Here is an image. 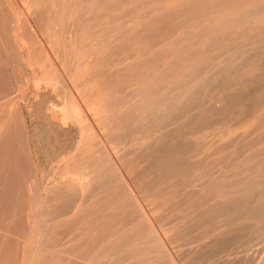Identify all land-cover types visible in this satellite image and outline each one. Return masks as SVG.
Returning a JSON list of instances; mask_svg holds the SVG:
<instances>
[{
  "label": "rangeland",
  "instance_id": "374dc122",
  "mask_svg": "<svg viewBox=\"0 0 264 264\" xmlns=\"http://www.w3.org/2000/svg\"><path fill=\"white\" fill-rule=\"evenodd\" d=\"M0 264H264V0H0Z\"/></svg>",
  "mask_w": 264,
  "mask_h": 264
},
{
  "label": "bare ground",
  "instance_id": "6f19581e",
  "mask_svg": "<svg viewBox=\"0 0 264 264\" xmlns=\"http://www.w3.org/2000/svg\"><path fill=\"white\" fill-rule=\"evenodd\" d=\"M36 1H37V0H36ZM53 1H54V0H53ZM59 1H60V0H59ZM77 1H78V0H77ZM139 1H140V0H139ZM168 1H169V0H168ZM194 1H195V0H194ZM15 2H16V1H15ZM172 2H173V1H172ZM172 2H170V3H172ZM188 2H189V1H188ZM48 3H49V2H48ZM55 3H56V2H55ZM167 3H168V2H167ZM174 3H175V2H173V4H174ZM178 3H179V2H178ZM191 3H192V2H191ZM46 4H47V3H46ZM71 4H73V3L71 2ZM188 4H189V3H188ZM226 4H227V3H226ZM51 5H52V4H51ZM54 5H55V4H54ZM61 5H62V4H61ZM80 5H81V4H79V6H80ZM186 5H187V4H186ZM15 6H16V5H15ZM76 6H77V5H76ZM79 6H77V7H79ZM102 6H103V5H102ZM102 6H101V7H102ZM104 6H105V5H104ZM107 6H108V5H107ZM114 6H115V4H114ZM167 6H169V5L167 4ZM174 6H176V4H175ZM174 6H173L172 9L175 8ZM177 6H178L177 9L180 8V7H182V6H185V1H184L183 4L180 3V4L177 5ZM191 6H192V5H191ZM195 6H196V5H195ZM53 7H54V6H53ZM53 7H52V8H53ZM138 7H139V6H138ZM169 7H170V6H169ZM171 7H172V6H171ZM171 7H170V8H171ZM213 7H214V5H213ZM255 7H256V6H255ZM260 7H261V6H260ZM45 8H46V7H45ZM71 8H72V7H71ZM82 8H83V7H82ZM103 8H104V7H103ZM166 8H167V7H166ZM59 9H60V8H59ZM80 9H81V7H80ZM80 9H79V10H80ZM105 9H106V8H105ZM180 9H181V8H180ZM221 9H222V8H221ZM72 10H73V9H72ZM81 10H82V9H81ZM134 10H135V9H134ZM158 10H159V9H158ZM162 10H163V9H162ZM76 11H77V10H76ZM104 11H106V10H104ZM148 11H149V10H148ZM261 11H262V9H261ZM68 12H69V11H68ZM70 12H72V11H70ZM82 12H84V11H82ZM49 13H50V12H49ZM74 13H75V12H74ZM77 13H78V12H77ZM192 13H193V12H192ZM31 14H32V12H31ZM75 14H76V13H75ZM83 14H84V13H83ZM111 14H112V13H111ZM169 14H170V13H169ZM256 14H257V13H256ZM32 15H33V14H32ZM81 15H82V14H81ZM112 15H113V14H112ZM75 16H76V15H75ZM77 16H78V15H77ZM144 16H145V15H144ZM158 16H159V15H158ZM179 17H180V16H179ZM32 18H33V17H32ZM75 18H76V17H75ZM156 18H157V17H156ZM160 18H163V17H159V19H160ZM30 19H31V18H30ZM137 19H138V18H137ZM163 19H164V18H163ZM163 19H162L161 21H163ZM171 19H172V18H171ZM234 19H235V17H234ZM17 20H18V23H19V19H17ZM74 20H75V19H74ZM184 20H185V19H184ZM239 20H240V19H239ZM28 21H29V20H28ZM33 21H34V20H33ZM33 21H32V22H33ZM70 21H71V20H70ZM89 21H90V20H89ZM108 21H109V20H108ZM138 21H139V20H138ZM138 21H137V22H138ZM156 21H157V23H158V20H156ZM164 21H165V20H164ZM235 21H236V20H235ZM51 22H52V21H51ZM145 22H147V21H145ZM152 22H153V21H152ZM159 22H160V21H159ZM23 23L25 24V22H23ZM26 23H27V22H26ZM28 23H29V22H28ZM235 23H236V22H235ZM19 24H20V23H19ZM21 24H22V23H21ZM160 24H161V23H160ZM160 24H159V25H160ZM26 25H27V24H26ZM40 25H41V24H40ZM149 25H150V24H149ZM154 25H155V24H154ZM156 25H157V24H156ZM162 25H163V24H162ZM27 26H28V25H27ZM65 26H66V25H65ZM157 26H158V25H157ZM163 26H165V24H164ZM166 26H167V25H166ZM17 27H20V26H17ZM38 27H39V26H38ZM49 27H50V26H49ZM238 27H239V26H238ZM52 28H53V27H52ZM163 28H164V27H162V29H163ZM25 29H27V27H26ZM38 29H39V28H38ZM89 29H90V28H89ZM19 30H20V29H19ZM35 30H36V29H35ZM84 30H85V29H84ZM90 30H91V29H90ZM145 30H146V29H145ZM30 31H32V30H30ZM54 31H55V30H54ZM88 31H89V30H88ZM91 31H92V30H91ZM149 31H150V30H149ZM153 31H154V30H153ZM158 31H159V30H158ZM24 32H25V30H24ZM33 32L36 33V31H33ZM154 32H155V31H154ZM169 32H170V31H169ZM209 32H211V31H209ZM26 33H27V30H26ZM156 33H157V32H156ZM202 33H203V32H202ZM29 34H30V32H28V36H29ZM39 34H40V33H39ZM76 34H77V33H76ZM154 34H155V33H154ZM204 34H206V33H204ZM22 35L24 36V34H22ZM79 35H80V34H79ZM94 35H95V34H94ZM32 36H34V35H32ZM101 36H102V35H101ZM83 37H84V36H83ZM213 37H214V36H213ZM24 38H25V37H24ZM26 38H27V36H26ZM28 38H29V37H28ZM28 38H27V39H28ZM84 38H86V37H84ZM18 39L21 41L22 38L20 39V36H19ZM31 39H32V38H31ZM34 39H35V37H34ZM180 39H181V38H180ZM28 40H29V39H28ZM81 41H82V40H81ZM181 41H182V40H181ZM191 41H192V40H191ZM27 42H28V41H27ZM38 42H39V41H38ZM43 42H44V41H43ZM197 42H198V41H197ZM21 43H22V42H21ZM83 43H84V42H83ZM93 43H94V42H93ZM135 43H136V42H135ZM215 43H216V42H215ZM258 43H259V42H258ZM32 44H33V43H32ZM84 44H85V43H84ZM195 44H196V43H195ZM255 44H256V43H255ZM87 45H88V44H87ZM199 45H200V44H199ZM257 45H258V44H257ZM92 46H93V45H92ZM249 47H250V45H249ZM91 48H92V47H91ZM144 48H145V47H144ZM244 48H245V47H244ZM250 48H251V47H250ZM253 48H256V47H252L250 50H253ZM83 49H84V47H83ZM246 50H248V49H246ZM246 50H245V51H246ZM82 51H83V50H82ZM82 51H81V53H82ZM84 51H85V50H84ZM84 51H83V52H84ZM238 52H239V51H238ZM251 52H252V51H251ZM89 53H90V52H89ZM202 53H203V52H202ZM242 53H243V52H242ZM85 55H86V53H85ZM103 55H104V54H103ZM103 55H102V56H103ZM238 55H239V54H238ZM240 55H242V54H240ZM88 56H89V55H88ZM88 56H87V57H88ZM172 57H173V56H172ZM219 57H220V56H219ZM240 57H241V56H240ZM92 58H94V57H92ZM96 58H97V56H96ZM212 58H213V57H212ZM214 58H215V56H214ZM253 58H254V57H253ZM160 59H161V58H160ZM215 59H216V58H215ZM236 59H237V58H236ZM71 60H72V59H71ZM77 60H78V59H77ZM143 60H144V59H143ZM143 60H141V61H143ZM226 60H227V59H226ZM237 60H238V59H237ZM144 61H146V60H144ZM147 61H148V59H147ZM155 61H156V60H155ZM155 61H154V62H155ZM174 61H175V60H174ZM194 61H196V60H194ZM194 61H193V62H194ZM234 61H235V60H234ZM234 61H233V62H234ZM68 62H69V61H68ZM152 62H153V61H152ZM190 62H191V61H190ZM215 62H216V61H215ZM143 63H144V62H143ZM150 63H151V62H150ZM191 63H192V62H191ZM205 63H206V62H205ZM217 63H218V62H217ZM219 63H220V62H219ZM145 64H146V63H145ZM153 64H154V63H153ZM214 64H215V63L213 62V65H214ZM227 64H230V63L227 62ZM231 64H232V62H231ZM231 64H230V65H231ZM137 65H138V64H137ZM181 65H182V64H181ZM193 65H194V64H193ZM206 65H207V64H206ZM208 65H209V64H208ZM208 65H207V67H208ZM216 65H217V64H215V65L212 66V67H215ZM219 65H222V62H221ZM219 65H217V66H219ZM230 65H229V66H230ZM235 65H237V64H235ZM65 66H66V65H65ZM123 66H124V65H123ZM177 66H178V65H177ZM183 66H184V65H183ZM198 66H199V65H198ZM198 66H197V67H198ZM128 67H129V66H128ZM154 67H155V65H154ZM162 67H163V66H162ZM170 67H171V66H170ZM209 67H210V66H209ZM219 67H220V66H219ZM225 67H227V66H225ZM111 68H113V67H111ZM123 68H124V67H123ZM158 68H160V65H159ZM158 68H157V69H158ZM168 68H169V67H168ZM168 68L165 67V69H168ZM184 68H185V67H184ZM98 69H99V68H98ZM121 69H122V68H121ZM130 69H131V68H130ZM154 69H155V68H154ZM163 69H164V68H163ZM165 69H164V70H165ZM175 69H176V68H175ZM206 69H208V68H206ZM210 69H211V68H210ZM210 69H209V70H210ZM217 69H218V68H217ZM64 70H65V69H64ZM111 70H112V69H111ZM133 70H134V69H133ZM148 70H149V69H148ZM164 70H162V71H164ZM169 70H170V69H169ZM183 70H184V69H183ZM187 70H188V69H187ZM214 70H215V69H214ZM134 71H135V70H134ZM137 71H138V70H137ZM154 71H155V70H154ZM179 71H180V70H178V72H179ZM193 71H194V70H193ZM210 71L212 72L213 70H210ZM135 72H136V71H135ZM164 72H165V71H164ZM167 72H168V71L166 70V73H167ZM187 72H188V71H187ZM200 72H201V70H200ZM207 72H208V70L206 71V73H207ZM130 73H131V72H130ZM136 73H137V72H136ZM138 73H139V72H138ZM189 73H190V72H188L187 74H189ZM194 73H195V72H194ZM194 73L191 72L190 75H191V74H194ZM201 73H202V72H201ZM209 73H210V72H209ZM127 74H128V73H127ZM176 74H177V73H176ZM202 74H204V70H203V73H202ZM194 75H195V74H194ZM125 76H126V75H125ZM182 76H183V75H182ZM187 76H188V75H187ZM195 76H196V75H195ZM195 76L193 77L194 79H195ZM197 76H198V75H197ZM201 76H202V75H201ZM201 76H199V77H201ZM119 77H121V75H120ZM138 77H140V76H138ZM138 77H137V78H138ZM151 77H152V76H151ZM164 77H165V76H164ZM172 77H173V76H172ZM185 77H186V76H185ZM185 77H184V78H185ZM188 77H189V76H188ZM202 77H203V76H202ZM205 77H206V76H205ZM123 78H124V77H123ZM141 78H143V77H141ZM169 79H170V77H169ZM180 79H181V78H180ZM189 79H190V78H188L187 80H189ZM198 79H199V78H198ZM200 79L202 80L203 78H200ZM124 80H125V79H124ZM152 80H153V79H152ZM162 80H163V79H162ZM107 81H108V80H107ZM119 81H120V80H119ZM191 81H192V77H191ZM66 82H67V81H66ZM123 82H124V81H123ZM132 82H133V81H132ZM138 82H139V81H138ZM141 82H142V81H141ZM146 82H147V81H146ZM196 82H198V81H196ZM201 82L203 83V82H205V81H201ZM201 82H200V83H197V84H195V85H199V84H201ZM118 83H119V82H118ZM164 83H165V82H164ZM187 83H192V82H187ZM187 83H186V84H187ZM130 84H131V83H130ZM138 84H141V83H138ZM167 84H168V83H167ZM258 84H259V83H258ZM183 85H184V83H183ZM190 85H192V84H190ZM195 85H194V87H192V88H194V90H195ZM203 85H204V87H205V83H204ZM113 86H114V85H113ZM147 86H148V85H147ZM153 86H155V85H153ZM170 86H171V85H170ZM172 86H173V84H172ZM184 86H185V85H184ZM200 86H201V85H199V87H200ZM72 87H73V86H72ZM120 87H121L120 85H119L117 88L115 87V88H116V91L119 92V88H120ZM173 87H174V86H173ZM256 87H257V86H256ZM133 88H135L136 91L139 90V89H136V86L133 87ZM156 88H158V89L160 88V90L163 89V88H161L160 86H159V87H156ZM156 88L153 87V89H156ZM169 88H170V87H169ZM183 88H184V87H183ZM185 88H186V87H185ZM185 88H184V89H185ZM192 88H191V89H192ZM245 88H246V87H245ZM251 88H252V87H251ZM120 89H122V88H120ZM184 89H183V90H184ZM196 89H197V88H196ZM202 89H203V88H202ZM247 89H248V88H247ZM111 90L114 91V89H111ZM160 90H157V94H158V91H160ZM178 90H179V89H178ZM250 90H252V89H250ZM131 91H132V90H131ZM139 91H141V90H139ZM139 91H138V92H139ZM162 91H164V90H162ZM165 91H166V90H165ZM170 91H171V89H170ZM187 91H188V95H189V93H190V96H191L192 92H194V91H190V89L187 90ZM195 91H196L195 93H198L197 90H195ZM127 92H128V91H127ZM127 92H126V93H127ZM132 92H134V89H133ZM143 92H144V91H143ZM151 92H152V90H151ZM155 92H156V91H153L154 94H153L152 96H154V95L156 94ZM167 92L169 93V91H167ZM184 92H185V91H184ZM184 92L182 91V94H183ZM199 92H200V91H199ZM216 92H217V91H216ZM116 93H117V92H116ZM119 93H120V92H119ZM119 93H118V94H119ZM162 93H163V92H160V93H159L160 96H162V95H161ZM164 93H165V92H164ZM180 93H181V92H180ZM195 93H194V95H195ZM106 94H107V93H106ZM122 94H124V93H122ZM128 94H130V92H129ZM128 94H125V95L128 96ZM131 94H132V93H131ZM133 94H134V93H133ZM148 94H149V96L152 98V96L150 95V93H148ZM185 94H186V93H185ZM95 95H96V94H95ZM120 95H121V93H120ZM140 95H141V94H140ZM164 95L167 96L168 94H164ZM164 95H163V98H165ZM171 95H173V94L171 93L170 96H169V95H168V96H169L170 98H172ZM186 95H187V94H186ZM226 95H227V94H226ZM237 95H238V94H237ZM241 95H242V94H241ZM241 95H240V96H241ZM132 96H133V95H132ZM134 96H136V98H138L136 94H135ZM147 96H148V95H146V97H147ZM190 96H189V97H190ZM192 96H193V94H192ZM229 96H231V95H229ZM67 97H68V96H67ZM69 97H70V96H69ZM112 97H113V96H112ZM128 97H129V96H128ZM128 97H127V98H128ZM140 97H141V96H139V98H140ZM146 97H145V98L142 97V98H143L144 100H146ZM155 97H156V95H155L153 98H155ZM158 97H159V95H158ZM158 97H157L156 99L159 100V98H161V97H159V98H158ZM180 97L182 98L181 95H180ZM180 97H179V99H180ZM184 97H185V96H184ZM189 97H188V98H189ZM125 98H126V97H125ZM127 98H126V99H127ZM177 98H178V97H176V99H177ZM185 98H187V96H186ZM68 99H69V98H68ZM118 99H119V98H118ZM122 99H123V98H122ZM129 99H130V98H129ZM147 99H149V100L151 101V99H150L149 97H148ZM190 99H191V98H190ZM198 99H199V97H195V96L192 98L191 101L195 102L194 104L197 103V104L195 105V107H197V109H198V110H197V109L194 107V108L192 109V111L195 109L199 114H202V112H203V110H204V109L202 108V107H203L202 105H204V104L199 103V102H198ZM202 99H203V98H202ZM112 100H114V99H112ZM123 100H124V99H123ZM140 100H141V98H140ZM153 100H154V99H152V102H153ZM182 100H183V99H182ZM182 100H181V102H182ZM185 100H187V99H185ZM185 100H184V101H185ZM216 100H217V99H216ZM223 100H224V99H223ZM109 101H110V100H109ZM114 101H115V100H114ZM114 101H113V102H114ZM120 101H121V100H120ZM136 101H138V99H137ZM150 101H148V102H150ZM164 101H165V100H164ZM164 101H163V102H164ZM173 101H174V100H173ZM226 101H227V99H226ZM122 102L124 103L125 101H122ZM128 102H129V103H126V106H128L127 104H129V108L134 109V110H132V111H131V109H130V118H131V120H133V118L131 117V115H133V116L137 115V117H138V113L136 114V110H140V109H142V108H145L146 103L148 104L147 101L145 102V101H142V100H141V101L135 103V105H134L135 108H134L133 105H132V104H134V103H133L132 101H131L132 104H130V101H128ZM152 102H150V104H152ZM157 102H158V101H157ZM160 102H161V101H160ZM163 102H161V103H163ZM165 102H167V101H165ZM169 102H170V101H169ZM200 102H202V100H200ZM74 103H75V102H74ZM114 103H115V102H114ZM155 103H156V102H155ZM158 103H159V102H158ZM158 103H157V105H162L161 103H159V104H158ZM172 103H173V102H172ZM174 103H175V101H174ZM177 103H178V102H176V103L174 104L176 107H177ZM179 103H180V102H179ZM227 103H228V102H227ZM229 103H230V101H229ZM99 104H100V103H99ZM119 104H120V103H119ZM119 104H117V105H119ZM169 104H170V103H169ZM181 104H182V103H181ZM120 105H122V104H120ZM130 105H132V107H130ZM155 105H156V104H155ZM155 105L153 104V106H155ZM174 105H173V106H174ZM179 105H180V104H179ZM179 105H178V106H179ZM228 105H229V104H228ZM228 105H227V106H228ZM65 106H66V105H65ZM124 106H125V104H124ZM146 106H147V105H146ZM163 106H165V105H163ZM166 106H167V105H166ZM173 106H172V107H173ZM175 106H174V107H175ZM223 106H224V105H223ZM223 106H222V107H223ZM230 106H231V105H230ZM119 107H120V106H119ZM160 107L162 108V106H160ZM167 107H168V106H167ZM176 107H175V108H176ZM115 108H116V107H115ZM120 108H122V107H120ZM125 108H126V107H125ZM125 108L123 107L124 110H125ZM129 108H128V109H129ZM151 108H152V109H156V108L150 107V109H151ZM161 108H158V109L161 110ZM169 108H170V110H171V105L169 106ZM169 108H168V109H169ZM152 109H151V112H148L149 107L147 106V110H145V111L148 112V113H152V111H153ZM158 109H157V110H158ZM163 109H164V108H163ZM163 109H162V110H163ZM165 109H166V107H165ZM168 109H166V110H168ZM173 109H174V108H173ZM119 110H120V109H119ZM126 110H127V109H126ZM126 110H125V114H126ZM177 110H178V108H177ZM195 110H194L193 112H194V113H197V112H195ZM149 111H150V110H149ZM173 111H175V109H174ZM204 111H206V110H204ZM160 112H161V111H160ZM162 112H163V111H162ZM169 112H170V111H169ZM171 112H172V111H171ZM214 112H215V111H214ZM122 113L124 114V112H122ZM122 113H121V115H122ZM172 113H173V112H172ZM204 113H205V112H204ZM125 114H124V116H125ZM141 114H142V113H141ZM152 114H153V113H152ZM152 114H150V116H151ZM160 114H161V113H160ZM190 114H191V113H190ZM192 114H193V113H192ZM211 114H212V112H211ZM112 115H113V113H112ZM142 115H143V114H142ZM155 115H156V114H155ZM172 115H174V113L171 114L170 116H172ZM71 116H72V115H71ZM109 116H110V114H109ZM127 116H128V114H127ZM127 116H126V117H127ZM148 116H149V115H148ZM158 116H160V115L158 114ZM165 116H166V115H165ZM165 116H164V117H165ZM168 116H169V115H168ZM170 116H169V118H171ZM65 117H66V116H65ZM100 117H101V116H100ZM114 117H115V116H114ZM145 117L148 118L146 115H145ZM145 117H144V118H145ZM151 117H152V116H151ZM203 117H204V116H203ZM122 118H123V116H122ZM128 118H129V116H128ZM141 118H142V117H141ZM146 118H145V120L148 121L149 119H146ZM149 118H150V117H149ZM152 118H153V117H152ZM154 118H155V117H154ZM154 118H153V119H154ZM210 118H211V117H210ZM109 119H110V118H109ZM111 119H113V118H111ZM134 119L137 120L136 117H135ZM138 119L140 120V117H138ZM153 119H152V120L150 119V120L153 121ZM166 119H167V118H166ZM171 119H172V118H171ZM126 120H128V119L126 118ZM135 120H133V121H131V122H137V121H135ZM163 120H164V118H163ZM118 121H119V120H118ZM120 121H121V120H120ZM120 121H119V122H120ZM147 121H146V122H147ZM151 121H150V123H152ZM154 121H156V120H154ZM164 121H165V120H164ZM168 121H170V119H169ZM196 121H197V120H196ZM127 122H128V121H127ZM131 122H130V120H129V124H130ZM142 122H143V124L145 125L146 122L144 123V119H142ZM165 122H166V121H165ZM123 123H124V120H123ZM147 123H148V122H147ZM147 123H146L147 126L145 125L146 127H148V125H150L149 123H148V124H147ZM162 123H163V121H162ZM162 123H161V124H162ZM129 124H128V125H129ZM131 124H132V123H131ZM135 124H136V123H135ZM135 124H134V125H135ZM137 124H138V123H137ZM140 124H142L141 121H140ZM154 124H155V123L153 122V125H150V127H151V126L154 127ZM210 124H211V123H210ZM110 125H111V124H110ZM124 125H126V124H124ZM128 125H127V126H128ZM134 125H133V127H134ZM144 125H143V126H144ZM156 125H157V124H155V126H156ZM117 126H120V125H117ZM129 126H130V125H129ZM137 126H138V125H137ZM140 126H141V128L143 127L142 125H139V126H138L137 130H138L139 132H140V130H139V127H140ZM157 126H159V125H157ZM161 126H162V125H161ZM112 127L114 128V126H112ZM123 127H124V126H123ZM123 127H122V128H123ZM131 127H132V125H131ZM133 127H132V128H133ZM150 127H149V128H150ZM153 127L150 128V131H151V129H152ZM162 127L164 128V125H163ZM117 128H118V127H117ZM125 128L127 129L128 127H125ZM132 128H131V129H132ZM135 128H136V125H135ZM135 128H134V129H135ZM149 128H148V129H149ZM154 128H156V127H154ZM154 128H153V129H154ZM158 128H159V127H158ZM119 129H120V128H119ZM126 129H124V131H126ZM128 129H129V128H128ZM128 129H127V130H128ZM131 129H130V130H131ZM134 129L132 130V131H133V134L135 133V132H134ZM142 129H144V128H142ZM142 129H141V130H142ZM146 129H147V128H146ZM156 129H157V128H156ZM109 130H110V129H109ZM130 130H129V133H130ZM137 130H136V132H137ZM158 130H159V129H158ZM119 131H120V130H119ZM124 131H123V132H124ZM142 131H143V130H142ZM145 131H146V130H145ZM145 131H144V133H145ZM147 131H148V130H147ZM147 131H146V132H147ZM150 131H148V133H149ZM152 131H154V130H152ZM156 131H157V130H156ZM161 131H162V130H161ZM126 132L128 133V131H126ZM139 132H138V133H139ZM158 132H160V130H159ZM112 133H113V132H112ZM118 133H119V132H118ZM138 133H137V134H138ZM144 133H142V136H143ZM148 133H146V134H148ZM150 133L152 134V132H150ZM109 134H110V133H108V135H109ZM119 134H120V133H119ZM122 134H123V133H122ZM124 134H125V133H124ZM130 134H132V133H130ZM130 134H129V135H130ZM135 134H136V133H135ZM156 134H157V133H156ZM140 135H141V133H140ZM144 135H145V134H144ZM148 135H149V134H148ZM110 136H111V135H110ZM130 136H133V135H130ZM135 136H136V135H135ZM145 136L147 137V135H145ZM145 136H144V138H145ZM154 136H155V135H154ZM154 136H153V137H154ZM157 136H158V135H157ZM114 137H115V136H114ZM127 137H128V136H127ZM137 137H139V136L137 135ZM140 137H141V136H140ZM140 137H139V138H140ZM150 137H151V136H150ZM153 137H152V138H153ZM123 138H124V137H123ZM128 138H129V137H128ZM132 138H134V137H131L130 140H132ZM139 138H137L138 141L140 140ZM159 138H160V137H159ZM163 138H164V137H163ZM81 139H82V138H81ZM120 139H121V138H120ZM125 139H126V138H125ZM150 139H151V138H150ZM153 139L155 140V138H153ZM156 139H157V137H156ZM123 140H124V139H122V142H123ZM128 140H129V139H128ZM130 140H129V142H130ZM154 140H152V141H154ZM167 140H168V139H167ZM120 141H121V140H120ZM124 141H125V140H124ZM134 141H135L136 143L138 142V141H136L135 139H134ZM134 141H133V142H134ZM145 141H146V140H145ZM147 141H148V140H147ZM152 141H151V142H152ZM157 141H158V140H157ZM157 141H156V142H157ZM159 141H160V140H159ZM79 142H80V141H79ZM110 142H111V141H110ZM129 142H127V143H129ZM135 142H134V145H133V146H137V145H135ZM140 142H141V141H140ZM140 142H138V143H140ZM160 142H161V141H160ZM142 143H143V142H142ZM147 143H148V142H147ZM153 143H154V142H153ZM158 143H159V142H158ZM158 143H156V144H158ZM162 143H163V142H162ZM124 144H125V143H124ZM145 144H146V143H145ZM150 144H151V143H150ZM150 144H149V145H150ZM1 145H2V144H1ZM118 145H119V144H118ZM129 145H130V144H129ZM138 145L140 146V144H138ZM141 145H142V144H141ZM152 145H153V144H151L150 146H152ZM3 146H4V145H3ZM119 146H120V145H119ZM154 146H155V145H154ZM120 147H121V146H120ZM123 147H124V146H123ZM137 147H138V146H137ZM137 147H136V148H137ZM140 147H142V146H140ZM140 147H138V148H140ZM145 147H146V146H145ZM126 148H127V147H126ZM136 148L133 147V149H136ZM142 148H143V147H142ZM120 149H121V148H120ZM120 149H119V150H120ZM130 149H131V147L128 149L129 152H128V153H125V154H126L125 156H126L127 158H128V157L136 156L137 153L139 152L138 149H137V151L132 149V152H133V151H134V152H133V153H130ZM147 149H148V145H147ZM139 150H141V148H140ZM115 151H117V150H115ZM125 151H127V150H125ZM135 151H136V152H135ZM148 151H149V150H148ZM123 152H124V151H123ZM123 152H122V153H123ZM113 153H114V152H113ZM117 153H119V151L116 152L115 154H117ZM95 154H96V153H95ZM119 154H120V155H119ZM119 154H118L119 156H121V155L124 156V153H123V154L119 153ZM112 155H113V154H112ZM116 156H117V155H116ZM116 156H115V157H116ZM125 156H124V157H125ZM112 157H113V156H112ZM112 157H111V158H112ZM121 157H122V156H121ZM122 158H123V157H122ZM117 159H120V158H117ZM117 159H116V160H117ZM111 160H112V159H111ZM113 160H114V159H113ZM116 160H115V161H116ZM120 160H121V159H120ZM122 160L124 161V159H122ZM109 161H110V160H109ZM121 162H122V161H119V163H121ZM106 163H107V162H106ZM108 163H109V162H108ZM108 163H107V164H108ZM115 163H116V162H115ZM125 163H126V162H125ZM107 164H106V165H107ZM99 165H100V164H99ZM116 165H117V163H116ZM100 167H101V166H100ZM111 167H112V165H111ZM115 167H116V166H115ZM103 168H104V167H103ZM108 169H109V168H108ZM98 170L100 171V169H98ZM98 170H96V171L98 172ZM101 170H103V169H101ZM101 172H102V171H101ZM92 174H93V173H92ZM70 175H71V174H70ZM93 175H94V174H93ZM96 175H97V174H96ZM99 175H100V174H99ZM95 177H96V176H95ZM100 178H101V177H100ZM8 179H9V178H8ZM98 179H99V178H98ZM87 181H88V180H87ZM91 181H93V180H91ZM91 183H92V182H91ZM67 186H68V185H67ZM239 196H240V195H239ZM241 196H242V195H241ZM241 196H240V197H241ZM235 199H236V198H235ZM67 203H68V202H67ZM63 211H64V210H63ZM77 211H78V210H77ZM71 213H72V211H71ZM66 214H67V213H66ZM72 216H73V215H72ZM248 217H249V216H248ZM54 218H55V217H54ZM76 218H77V217H76ZM70 221H71V219H70ZM70 221H69V222H70ZM250 221L252 222V221H255V220H254L253 217H251ZM72 222H74V221H72ZM72 222H71V223H72ZM62 223H63V222H62ZM64 223H65V222H64ZM66 223L68 224V222H66ZM256 223H258V222H256ZM259 223H260V222H259ZM259 223H258V224H259ZM258 224H256V225H258ZM261 225H262V224H261ZM177 227H178V226H177ZM261 227H262V226H261ZM105 228H106V227H105ZM258 228H259V227H258ZM213 229H215V228H213ZM100 230H101V229H100ZM181 230H182V229H181ZM183 230H184V229H183ZM68 231H69V230H68ZM96 231H97V230H96ZM175 231H176V230H175ZM179 231H180V230L177 231V234H179V235H183V233H182L183 231H182V232L180 231L182 234L178 233ZM184 231H185V230H184ZM210 231H212V230H210ZM254 231H255V230H254ZM101 232H102V231H101ZM44 233H45V232H44ZM173 233H174V232H173ZM102 234H103V233H102ZM102 234H100V235H102ZM177 234H175V236H176ZM186 234H187V233H186ZM186 234H185V235H186ZM46 235H47V234H46ZM173 235H174V234H173ZM179 235H178L176 238H179ZM39 236H40V235H39ZM167 236H168V235H167ZM187 236H188V235H187ZM94 237H95V236H94ZM170 237H171V236H170ZM180 237H181V236H180ZM176 238H175V239H176ZM160 239H162V238H160ZM42 240H43V239H42ZM164 240H166V239H164ZM182 240H183V239H182ZM186 240H187V239H186ZM160 241H161V240H160ZM183 241H184V240H183ZM188 241H189V240H188ZM169 242H171L170 239H169L168 243H166V244H167L166 246H168ZM181 242H182V241H181ZM214 242H215V241H214ZM179 244H180V243H179ZM184 245H186V244H184ZM166 246H165V247H166ZM170 246H171V245H170ZM223 246H224V245H222L221 242H218V241H217V243H215V247H216V248L218 247V248H220V249H223V248H224ZM213 247H214V246H213ZM215 247H214V248H215ZM97 250H98V249H97ZM161 253H162V252H161ZM162 254H163V253H162ZM162 256H163V255H161V257H162ZM155 257H156V256H155ZM157 257H159V256L157 255ZM157 257H156V259H158ZM156 259H155V260H156ZM244 260H245V259H244ZM159 261H160V260H159ZM246 261H247V260H246ZM244 262H245V261H244ZM240 263H241V261H240ZM245 263H248V262H245Z\"/></svg>",
  "mask_w": 264,
  "mask_h": 264
}]
</instances>
